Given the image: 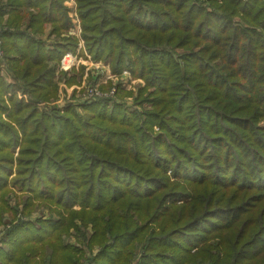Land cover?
<instances>
[{
	"label": "trees",
	"instance_id": "obj_1",
	"mask_svg": "<svg viewBox=\"0 0 264 264\" xmlns=\"http://www.w3.org/2000/svg\"><path fill=\"white\" fill-rule=\"evenodd\" d=\"M64 3L0 9V264H264V0ZM66 58L143 80L150 109L55 107Z\"/></svg>",
	"mask_w": 264,
	"mask_h": 264
},
{
	"label": "rangeland",
	"instance_id": "obj_2",
	"mask_svg": "<svg viewBox=\"0 0 264 264\" xmlns=\"http://www.w3.org/2000/svg\"><path fill=\"white\" fill-rule=\"evenodd\" d=\"M64 1L65 3L67 2L70 3V4L64 3V6L70 9L72 12L76 13V0H64ZM74 19H77V18H74ZM79 27H80V23H79ZM74 35L78 37L79 34H74ZM0 45H1V42H0ZM1 53L2 51L0 50V58H2L1 56L3 55ZM85 62L96 63V65L93 66V69L95 71L94 73H97V74L93 73L91 76H84L81 73L79 66L84 65ZM71 63L73 65L67 69L63 68L65 67L63 66L64 64L63 65L60 64L56 68L54 77H55V81L59 82L58 83L59 91L57 94V98L53 99L54 100L53 105L55 107L61 108L66 104H73V105L80 106L84 103H88L89 100H93V99H91L86 94V92L88 91L89 88H97L102 93L109 94V95H111L110 93L114 89L115 90L114 95H111L113 98H115V95L118 93L119 89L124 90L125 93L119 95V100L121 103L124 104V106H127L132 111L133 110H137V111L143 110L144 111V110L150 109V105L144 101V99L147 96V93L146 92L142 93L145 87V83L143 80L133 78L131 74L127 71H124L121 76H114L111 74L108 65H106L103 62L83 61L79 59H74V61H72ZM76 66L78 67V69L75 68ZM2 70H3V76L9 81V77L7 74L10 73V71L7 69L6 64L3 65ZM76 70H80V72H77ZM93 77H95V80L93 79ZM64 78L66 79V81L69 80L70 78H76L75 81L77 82H79V80L82 79V81L80 80L81 81L80 85H82V88L81 89L77 88L78 90H74V88L71 87L72 89L70 88L69 92L66 91V88L64 85L65 84ZM128 92L129 94H126ZM112 97H108V98H112ZM141 101H142V105L140 104L141 106H139L137 103ZM76 108L79 109L78 107ZM261 124L264 126V122H262ZM49 215L50 213L46 209L39 208V209H36V211L28 217L29 218L31 217L34 219L36 218L46 219ZM4 220L5 221L12 220V216L7 214L5 215ZM1 229L2 227L0 226V230ZM87 231L90 234H92L93 233L92 227H89ZM0 233H3V231H1ZM3 235L4 233L2 234V236ZM72 237H68V238L65 237V241L70 244H76L77 243L76 240L73 239ZM0 247H2L1 242H0ZM97 250H98L97 248L94 249L95 252ZM134 261L135 259L131 262V264H134Z\"/></svg>",
	"mask_w": 264,
	"mask_h": 264
},
{
	"label": "crops",
	"instance_id": "obj_3",
	"mask_svg": "<svg viewBox=\"0 0 264 264\" xmlns=\"http://www.w3.org/2000/svg\"><path fill=\"white\" fill-rule=\"evenodd\" d=\"M5 1L6 0H0V9H1V7L3 6V2L5 3ZM65 4H70V3H65ZM6 10V9H5ZM9 9H7V11H8ZM9 15H10V13L9 12H4L3 13V15L0 17V29H3L5 26H6V24H7V22H8V18H9ZM30 22V17H27L26 19H25V21H24V23H23V25H22V27L23 28H26V26L28 25V23ZM74 23H77V20H75L74 19ZM50 28L49 27H47L46 28V31H45V34H43L41 37L43 38V39H46L47 38V45H49L50 46V44H51V41L52 40H54V37H51V39L50 40H48V37H49V34H50ZM67 59V58H66ZM65 59V60H66ZM64 60V65L63 66H65V67H63V68H65V69H67V68H69L70 66H72L73 64L71 63V62H68V61H65ZM73 60V59H72ZM74 61V60H73ZM84 65H86L85 67L88 69V72L92 75L95 71H94V69H93V66H95L96 65V63H92V62H85L84 63ZM84 65H80L79 66V68H80V70H81V66H84ZM76 69H78V67L76 66L75 67ZM80 70H76L77 72H80ZM94 74H97V73H94ZM93 79L95 80V77H93ZM64 80H66L65 78H64ZM128 94H129V92H128Z\"/></svg>",
	"mask_w": 264,
	"mask_h": 264
},
{
	"label": "built area",
	"instance_id": "obj_4",
	"mask_svg": "<svg viewBox=\"0 0 264 264\" xmlns=\"http://www.w3.org/2000/svg\"><path fill=\"white\" fill-rule=\"evenodd\" d=\"M77 20V19H75ZM75 27L72 30V34H79L80 32V27H79V23L77 21V23H74ZM2 54V53H1ZM74 60V59H73ZM70 58H67L65 61L68 62H72L73 61ZM115 90L113 89V91H111V95H114ZM86 94L93 100L98 99V98H108V97H112L109 94H104L102 93L99 89L97 88H89L88 91L86 92ZM85 98V97H84ZM3 233H0V238L2 236Z\"/></svg>",
	"mask_w": 264,
	"mask_h": 264
}]
</instances>
